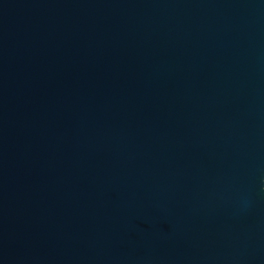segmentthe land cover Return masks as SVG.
I'll list each match as a JSON object with an SVG mask.
<instances>
[{"label":"water","instance_id":"obj_1","mask_svg":"<svg viewBox=\"0 0 264 264\" xmlns=\"http://www.w3.org/2000/svg\"><path fill=\"white\" fill-rule=\"evenodd\" d=\"M0 264H264V0H0Z\"/></svg>","mask_w":264,"mask_h":264}]
</instances>
